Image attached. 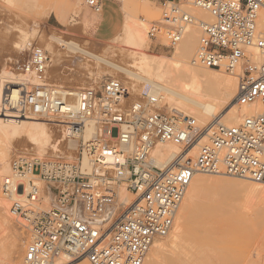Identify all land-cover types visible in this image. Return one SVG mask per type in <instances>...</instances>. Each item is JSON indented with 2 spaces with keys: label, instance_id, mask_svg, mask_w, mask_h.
I'll use <instances>...</instances> for the list:
<instances>
[{
  "label": "built area",
  "instance_id": "1",
  "mask_svg": "<svg viewBox=\"0 0 264 264\" xmlns=\"http://www.w3.org/2000/svg\"><path fill=\"white\" fill-rule=\"evenodd\" d=\"M84 1L93 14L101 13L100 0ZM167 4L164 17L147 29L155 48L175 51L187 28L197 25L201 36L194 66L236 77L235 107H264V0H176L161 7ZM184 5L208 12L212 21L198 23ZM49 62L46 52L34 46L29 60L16 65L39 85L19 86L16 93L7 89L0 98V119H53L68 136L81 134L85 124L94 121L101 132L90 142L82 141L78 164L13 160V177L1 189L7 197L21 195L12 202L9 214L26 234L25 264H56L60 258L89 264H144L154 242L171 232L195 175L264 184V114L246 117L237 125L218 121L200 127L193 117L161 113L159 97L148 90L142 92V101L125 108L128 90L114 79L97 90L53 87L46 82ZM158 144L178 148L170 165L150 163ZM84 153L100 169L112 171L115 183L126 185L134 197L132 204H119L105 175L81 171ZM111 154H121L123 161L102 168ZM26 175L47 184L50 207L41 206L39 183H16L14 178Z\"/></svg>",
  "mask_w": 264,
  "mask_h": 264
},
{
  "label": "rangeland",
  "instance_id": "2",
  "mask_svg": "<svg viewBox=\"0 0 264 264\" xmlns=\"http://www.w3.org/2000/svg\"><path fill=\"white\" fill-rule=\"evenodd\" d=\"M119 1L121 2L124 14V22L127 17H130L132 22L143 29L145 40L141 48L129 43L126 35L124 36V34H122L123 32L110 41H96L91 37L87 32L85 20L88 15L95 18V14L85 5L84 0H0V73L2 72L3 75L0 80V98L7 90L6 84L8 82L9 73L15 76L22 74L21 77H23L24 72L17 69L16 65L27 62V60H29L31 48L36 46L43 49L50 60L46 74L47 84L59 89H68L74 92L84 88L97 90L100 89L107 80L114 79L122 83L128 90V98L123 101L125 108H129L132 104L142 101V92L149 89L147 81L154 80L156 77L149 69H143L137 66L138 62L135 60H137L139 53L148 57L156 56L171 59L174 57L176 51V49L175 51H170L165 48H155L154 43L147 37L149 25L152 22L161 20L165 13H167V9L170 5L167 4L166 8H163L152 0ZM184 9L200 22L196 16V11H202L201 9L189 5H184ZM128 12L131 13V16H128ZM188 29L196 33V45L198 49L199 38L201 36L200 29L197 25H192L188 27ZM185 37L186 36H184L183 39H185ZM118 68L130 72L132 75L127 76L124 71H119ZM199 69L202 72L210 71L214 72L213 74H223L227 78L234 79L237 83L236 77L224 71H211L198 67V70ZM175 72L176 71H171L169 74L162 75L159 80L166 86L177 89L185 84L186 80L183 76L182 78ZM26 76L30 81V84L28 83L27 85L31 88L39 85V82L31 74L26 73ZM33 80L36 81L32 83ZM158 95L165 96L163 92H160ZM178 102L179 101L175 100L174 103L177 105ZM232 104H234V100ZM234 109L236 112H241V109L237 111V107ZM160 112L167 115L177 113L171 110V107L169 108L165 100L161 101ZM182 115L192 117L187 114ZM29 119L39 124H44L48 129L50 145L44 152H41V150L25 136L24 130L22 129L21 131L20 128L21 122L18 123L16 117L8 116L6 119H0V162L6 160L8 164L6 172L0 174V198L4 199V207L8 218V223L6 225L0 224V264H25L24 255L27 247L26 234L16 220L9 214V208L16 199L13 200L12 197L5 196L1 189L2 179L5 177H13V160L16 157H26L29 160L34 159L43 162L62 161L70 164H78L77 160L80 157L82 139L76 142L75 139L73 140V137L68 136L69 133L66 132V135L70 137L68 139L65 132L57 126L56 120L47 118ZM220 122L225 124L224 119H220ZM198 124L200 127H204V125ZM95 127V135L99 137L101 126L96 123ZM1 167L0 165V172L2 170ZM92 173V176L98 173L105 175L120 205L122 193H125V195L130 198H134L133 195L127 191L126 185L114 182L113 179L115 175L112 171H105L100 169L97 165H92ZM196 177L208 180L219 179L245 185L255 184L246 180L216 175L198 174ZM14 179L16 183L27 184L29 181L39 183L42 194L41 206L45 209L50 207V194L47 190L48 186L46 183L39 182L37 177H32L31 175ZM229 192L230 191L202 195V205L208 207L211 212L213 211L214 215L209 217L208 214L204 213L202 208H198L199 210L196 211L195 218L197 221L204 220L206 224H214L216 221H221L226 228H239V240H243L244 243H246L244 247H247L244 248L245 255H243L246 259L245 257H241V259H243L245 263H250L254 260L256 264H264V241H262L264 239L258 234L259 231L263 230L262 227H264L262 226L264 225L263 219H260L264 217V210L260 208L261 212L257 211L254 215L250 214L251 217H249L248 213H251L252 209L254 211H256V209L258 210L259 207L255 208V205L252 204L251 208L249 204L247 206V203H245L246 199L243 194L240 193L241 195L238 194V196L236 192H234V194L233 192L232 194ZM242 199L244 200L242 201ZM242 204L246 206L244 207ZM181 205L182 203L180 206ZM246 207L249 209L251 208L250 212ZM262 208L264 209L263 206ZM244 209L248 211V215L243 213ZM239 210H242V213ZM256 215L260 216V218ZM252 219L255 221L252 223H255L256 227L252 225ZM197 230L198 227H194L192 234L197 233ZM170 233L167 237L159 239L158 241L169 240ZM258 242L260 243L258 244ZM170 245L172 244L170 243ZM258 245L261 247L259 250L257 249L259 247ZM177 251L180 253L183 249H177ZM63 263L89 264L87 261H70L67 258H60L56 261V264Z\"/></svg>",
  "mask_w": 264,
  "mask_h": 264
},
{
  "label": "bare ground",
  "instance_id": "3",
  "mask_svg": "<svg viewBox=\"0 0 264 264\" xmlns=\"http://www.w3.org/2000/svg\"><path fill=\"white\" fill-rule=\"evenodd\" d=\"M127 14L129 16L131 13L128 12ZM196 16L200 22L212 21L209 13L204 10L196 11ZM197 22L200 23L199 21ZM122 32L124 36L126 35L129 43L141 48L145 40L143 29L132 22L130 17H127ZM185 34V39H183L176 48L174 57L171 59L156 56L148 57L139 53L137 60H135L138 62L137 66L143 69H149L157 78L147 81L149 85V95L159 97L161 101L165 100L169 108L171 107V110L179 114L192 116L198 123L204 125V127H212L216 122H220V119H224L226 126L237 125L238 121H242L246 117L264 114V107L260 104L243 106L237 108V111L241 109V112L235 111V106L232 102L236 97L237 83L234 79L227 78L223 74H213L214 72H202L200 69L198 70V67L194 66L192 62L196 58V33L187 28ZM118 69L119 71H124L127 76L132 75L128 71L120 68ZM171 71H176L181 77L183 76L186 80L185 84L177 89H172L159 80L162 75L169 74ZM21 75L22 74L15 76L9 73L8 82L6 84L7 89L13 90V93H16L17 87L28 83L30 84L26 74H23V77H21ZM2 76L1 72L0 80ZM34 81L36 80H33L32 83H34ZM160 92H163L165 96L158 95ZM175 100L179 101L177 105L174 103ZM19 122H21L20 128L21 131L22 129L24 130L25 136L34 143L41 152H44L50 145V136L46 126L29 118L21 121L18 120V123ZM95 125L94 121L86 123L81 134L72 136L73 140L75 139V141L78 142V140L82 139L83 143L90 142L95 135ZM121 149L128 153L131 152V149H127L123 146ZM178 153V148L173 145L158 144L152 151L149 161L156 167H165L176 159ZM121 161H123V156L121 154H111L105 157L102 168L111 169L115 166L116 162ZM0 163L2 166L1 174L6 172L8 164L6 160H2ZM92 165L94 166L93 161L84 153L80 162L81 171L84 174L92 175ZM196 176L197 175L193 177L182 200L183 202H181L182 205L178 210L169 240L161 242L158 241L159 239L156 240L144 264H256L254 260L250 263H248L247 260V263H245L244 260L241 259V257H245L243 256L245 255L244 248L247 247H244L246 243H244L243 240V242L239 240V228H226L221 221H216L214 224H206L204 220L197 221L195 215L196 211L199 210L198 208H202L204 213L208 214L209 217L214 215L213 211L211 212L208 207L202 205V195L227 191H230L231 194L232 192L233 194L236 192L237 195L240 193L243 194L247 206L249 204L252 208L253 204L255 208L259 207V209L261 208L264 210L262 208V206L264 207V184L255 183L253 185H245L219 179L208 180ZM6 179H9V177L3 178L1 183ZM11 197L13 200L21 199L20 192H18V194H12ZM2 199L3 198H0V224L6 225L8 223V218L4 207V199ZM120 200L121 205L128 206L132 204L134 198H130L126 196L125 193H122ZM243 200L244 199H242V201ZM251 208H247L249 212ZM259 209H256V211L252 209L251 213H248V211L244 209L243 213H248L249 215H247L251 217L250 214L254 215L257 211L261 212V209ZM240 212L242 213V210ZM257 217L260 218V216ZM260 219H263L264 222V217ZM252 222L255 221L252 219L251 223ZM252 225L255 226L256 224L252 223ZM194 227H198V230L197 233L192 234ZM262 228L263 230L259 231L258 234L264 239V227ZM170 243L172 245H170ZM259 243L260 242H258V244ZM259 248L261 247L259 246L257 249L259 250ZM177 249H183V251L179 253Z\"/></svg>",
  "mask_w": 264,
  "mask_h": 264
},
{
  "label": "crops",
  "instance_id": "4",
  "mask_svg": "<svg viewBox=\"0 0 264 264\" xmlns=\"http://www.w3.org/2000/svg\"><path fill=\"white\" fill-rule=\"evenodd\" d=\"M102 10L99 15L86 17L88 34L96 41H110L119 36L124 28V14L119 0H100ZM158 5L176 0H152Z\"/></svg>",
  "mask_w": 264,
  "mask_h": 264
}]
</instances>
